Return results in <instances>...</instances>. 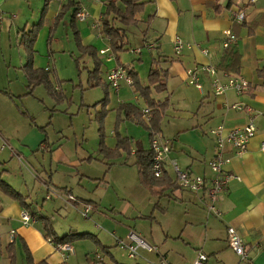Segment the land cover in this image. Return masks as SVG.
Segmentation results:
<instances>
[{"label":"crops","instance_id":"0c3cea01","mask_svg":"<svg viewBox=\"0 0 264 264\" xmlns=\"http://www.w3.org/2000/svg\"><path fill=\"white\" fill-rule=\"evenodd\" d=\"M8 1L0 0V177L24 196L31 207L24 209L19 201L0 191V264H20V258L24 262V257L26 264L30 261L33 264H64V260L67 264H122L118 263L115 253L121 249L117 238L129 242L131 231L138 232L149 244L157 245L159 254L174 263L193 262L203 251L209 256L206 264H264V152L261 150L264 140V78L259 75L264 69V0L255 3L250 0H146L147 5L137 15L136 25L116 23L127 33L132 30L139 35L142 33L144 40V45L135 49L138 58L127 64L118 55L128 48L127 35L122 39L126 45L121 51L101 53L104 49H111L109 38L102 33V19L110 0H74L79 9L89 12L85 21L76 19L75 26L82 44L97 48L99 58L103 60L101 73L105 83L108 84V72L117 66L134 71L143 86L149 83L148 75L154 60H160L162 68L168 70L166 90L162 93L154 91L152 97L156 101L168 99L171 103L161 123V134L172 139V150L163 176L172 183L158 187L157 195L140 180L135 164L137 151L151 150V132L141 122L149 124L150 121L143 112L149 108L146 99L136 91L134 84L123 82L118 91L110 87L108 113L103 125L105 144L112 156L101 153L100 143L97 151L88 149L84 141L86 137L80 141L75 132L62 131L54 139L53 130H50L53 128L52 110L68 115L63 118V127H72L74 117L78 118L86 107L89 114L101 110L99 105L95 109L91 107L100 100L93 105L89 101L86 103L85 94L89 90L84 91L82 80L76 81V76L79 79L82 76L83 60L91 57H81L76 44L72 25L75 8L66 13L52 34L53 23L69 0H44L43 4L35 0L38 1L35 9L11 6L15 10L5 6ZM8 14L9 17H5ZM239 14L244 15L242 21L237 20ZM42 16L44 20L37 29L33 44L32 63L36 70L55 71L56 76L52 74L50 78L61 94L57 98L43 84L32 87L25 70L28 49L23 36L35 34L33 30ZM228 29L237 36V73L217 68L224 52V31ZM177 37L185 43L180 55L174 50ZM66 39L74 41L78 52L56 48L58 43L64 46ZM204 49L210 54H205ZM67 51L75 57L78 75L63 79L67 77L61 74L56 53ZM110 54L113 57L108 59ZM78 58L79 64L76 62ZM90 61L85 67L88 72L94 68L93 59ZM204 65L215 66L223 79L231 75L244 77L251 84L250 92L237 94L231 90L224 96H217L212 90L211 77L205 72L201 74L203 88L198 89L190 83L186 72L189 68ZM57 80L63 82L61 86ZM68 85L72 87L70 96L66 89ZM80 93L81 102L76 100ZM162 94L165 98L159 99ZM124 103L133 107L128 113L119 110ZM134 110L136 113L129 116ZM111 114L112 121L109 122ZM251 119L257 126V134L250 141L246 154L238 157L229 151L232 162L227 170L240 179H233L228 190L219 194L216 205L222 214H210L206 210L204 193L178 186L172 161L175 160L182 169L211 178L209 162L216 149L212 131L219 126L226 130L243 127ZM110 126L112 140L108 143ZM119 136L129 141L124 145L130 146V151L117 150ZM100 154L104 159L99 157ZM98 161L106 168H94L99 165ZM58 191L74 194L80 203L69 202ZM41 193L43 195L38 199ZM53 195L57 198L54 199ZM96 200L109 205L114 216L108 215ZM83 204L94 207L88 219L92 216L100 218L108 223L106 227L109 229L101 226L90 229L80 223L75 218L76 211H79L76 206ZM24 211L32 216L27 225L22 219ZM40 216L50 219L60 237L70 233H90L95 235L98 243L90 239L78 240L72 243L74 253L65 259L53 239L47 237ZM148 223L150 228L146 227ZM228 227L235 228L243 238L247 259L242 260L229 246ZM101 246L107 249L103 250ZM154 253L141 249L140 259L134 262L135 259L129 258L131 263L128 264H155L159 254ZM106 254L110 256L109 261L105 259Z\"/></svg>","mask_w":264,"mask_h":264},{"label":"built area","instance_id":"2783aa9c","mask_svg":"<svg viewBox=\"0 0 264 264\" xmlns=\"http://www.w3.org/2000/svg\"><path fill=\"white\" fill-rule=\"evenodd\" d=\"M67 1V0H62ZM258 0H250V2L255 3ZM89 17V12L80 8L76 14V19L80 21H85ZM244 15L239 14L237 20H243ZM224 35L226 40L224 42V48L235 44L237 41V36L231 30H225ZM185 48L184 41L177 37L174 42V50L177 55H180ZM205 54H210L207 49L203 50ZM110 52V48L101 51L102 54H107ZM113 54L108 56L111 59ZM205 72L211 77V86L213 92L217 96H224L229 91H235L237 94H245L250 92L251 84L250 82L242 76L231 75L226 79L219 76L218 69L212 65L200 66V68L192 67L186 72L187 77L191 84H193L198 89H202L203 85L201 82V74ZM108 85L118 91L121 88L123 82L129 85L134 84L132 76L128 73L127 68L123 66H117L111 69L107 75ZM236 108H242L241 105H233ZM144 116L150 120L149 114L150 109H144ZM213 136L215 138V154L214 157L209 162V168L212 172V177L207 178L206 176L196 175L188 170L182 169L180 165L173 160L172 168L176 175V181L181 189L188 190L195 193H204L206 201V210L213 215L220 216L222 214L221 210L217 207L218 196L220 193L225 192L229 188V184L233 179H240L238 176L227 170V167L232 162V155H229V151L233 153V156L243 157L247 150L250 141L257 134V126L254 120L251 119L250 122L243 126L232 128L226 130L224 126H219L213 131ZM7 145V144H6ZM172 150V139L164 137L162 134H155L151 138V151H152V171L157 177H162L166 171V161L169 153ZM261 150L264 152V140L261 143ZM59 195L64 196L71 203L77 204L79 202L78 198L71 193L57 192ZM47 198H50L48 196ZM80 203V202H79ZM94 207L90 204H83L82 216L86 219L90 218V214ZM22 219L24 224H29L32 220V216L29 212H22ZM228 243L233 251L241 257L242 260L248 258V253L246 251V245L243 238L238 234L235 228L228 227ZM128 241L124 239L117 238L118 246L128 253L131 259H136L141 256V249H145L149 252L159 251L156 246H151L136 232L131 231L128 235ZM57 250L67 258L68 254L74 253V248L70 243L57 244ZM98 258L100 256L98 255ZM209 256L203 251H200L197 258L190 263H174L171 262L165 255L159 254L158 261L155 264H206ZM64 264H67L64 260Z\"/></svg>","mask_w":264,"mask_h":264},{"label":"trees","instance_id":"16d2710c","mask_svg":"<svg viewBox=\"0 0 264 264\" xmlns=\"http://www.w3.org/2000/svg\"><path fill=\"white\" fill-rule=\"evenodd\" d=\"M147 5L146 0H110L107 4L106 12L102 19V33L105 34L107 38H109L110 41V52L111 50L114 53H117L121 51L124 46L126 45L125 42H123V38L127 35L126 29L119 28L116 26V23L119 22L123 24L124 26H130V25H136L138 23L137 15L142 13L144 11L145 6ZM47 6V5H46ZM74 9V12L72 14V25L74 29V35L76 44L78 47V50L81 52V57L89 56L93 59L94 62V68L88 72V85L89 88H95L99 86H103L106 88V96L103 100H101L98 103H101L103 105V112L104 114L101 115L100 122H99V133L101 137L100 141V151L103 153L106 157L112 156V152L108 149V147L105 144V133H104V118L106 117L108 111L106 106L109 103V87L107 86L101 77V66L103 64V60L99 58V52L97 48L93 46H84L81 42V38L79 35V32L75 26V20H76V14L79 10L78 3H76L74 0H69V2L62 8L59 15L56 17L55 22L53 23V26L51 28V32L53 34V31L58 27L66 13L72 9ZM151 17H149L148 25H150ZM44 18L42 16L40 22L36 25L33 33H35L32 37L30 36H23L24 41L27 45L28 49V62L25 66L26 74L30 80V83L33 86L43 84L47 91L54 97H60V92H57L53 83L51 82L50 76L53 74L56 76V73L54 70H36L33 67V44L35 41V37L37 34V29L39 26L42 25ZM149 27V26H148ZM30 32V33H32ZM31 35V34H30ZM26 37V40H25ZM237 46L235 44L230 45L226 48H224L223 56L221 59V63L217 68L219 70L225 71V72H238V66H239V54L237 51ZM80 57V58H81ZM80 58L76 59V62L79 64ZM160 60H154L153 65L150 69L149 75H148V85L143 86L140 83V80L135 74L134 71L128 70V73L130 76L134 79V86L137 92L141 94L142 97H144L148 103V107L150 109V121L149 124L144 123L141 121L151 132V138L155 134H161V123L163 120V117L165 115V112L170 107V101L168 99L164 101H156L153 99L152 94L153 92L162 93L166 90V83L168 78V70L163 69ZM79 66V65H78ZM260 77L264 78V69L259 72ZM58 84L61 86L63 83L60 80H57ZM98 103L95 106H98ZM133 108L128 104H121L119 107V110H124L126 113L127 111ZM133 113H136V111H132V113L129 114L131 116ZM141 119V116H140ZM119 143L118 148L126 149L127 151H130V146L124 145L126 141L129 143V141L125 138H120L119 136ZM127 144V143H126ZM136 166L138 167V173L140 180L144 184H148L147 187L150 189V191L157 195V189L158 187H167L171 185V180L167 177H157L153 171H152V151L147 150H139L136 153ZM0 191L4 192L11 198L19 201V203L24 207V209L28 210L30 209V205L26 202V198L22 196L19 192H17L15 189H13L7 182H5L0 177ZM34 214H36L34 212ZM38 216V214H36ZM39 218V216H38ZM40 218L44 221V227L47 232V237L53 239V242L57 244H64V243H74L78 240L82 239H90L95 242H97L95 235L90 233H70L66 234L64 236H58L55 233V230L53 228L52 222L49 218L40 216ZM98 243V242H97ZM103 250H106V247L101 246ZM14 260V259H13ZM30 264H33L30 261ZM40 264H45L44 262H41Z\"/></svg>","mask_w":264,"mask_h":264},{"label":"rangeland","instance_id":"374dc122","mask_svg":"<svg viewBox=\"0 0 264 264\" xmlns=\"http://www.w3.org/2000/svg\"><path fill=\"white\" fill-rule=\"evenodd\" d=\"M40 2H41V4H43L44 0H40ZM5 6H10V8L13 9V10H15V8L11 7V6H31L33 9H35V7L38 6V1H35V0H21V1L20 0H9ZM9 15L10 14L6 15L5 17H9ZM11 16H12V14H11ZM7 24H9V20L7 21ZM141 24L144 25L143 23H141ZM141 27H140V29H141ZM140 29H138V30H140ZM137 33H138L137 31L135 32L133 30L131 32L127 33L126 41H129L128 44H127L128 48H127V50L120 52L121 54L120 53L118 54L120 59H122L123 63H125V64H127V62L128 63H133V60L138 58V56H139V53L135 52V49H137L138 47H141L142 45H144V40L142 39V33H141V35H139V33L138 34ZM14 40H15V36H14ZM56 46H57L56 48H61L62 49V47H63V49H70L69 51L78 52L73 40L66 39L64 46L62 45V43H58V45H56ZM14 47H16V43H14ZM143 52L146 55L148 54L146 49L143 50ZM56 57H57V59L59 61V69L61 70V74L63 75V77H67V78H63V79H70L69 77L74 78L76 75H78L77 67H76V64L74 62L75 57L74 56L71 57L70 52H68V51L66 53L57 52L56 53ZM91 59H89L87 57V58H85L83 60L82 67H81L82 76L80 77V79H79V77L76 76V81L77 82H79L80 80L83 81V83L85 85V90L84 91L86 92V91L89 90L85 94L86 103H88V101H89L91 103V105H93L94 103H97L98 100L101 101V100H103L105 98V96H106V94H105L106 88L103 87V86H99L100 88H93L92 90H94V91H92V90H90V88H88L89 85L88 86L86 85L87 76H88L86 73L88 72V69L85 68V67L90 65V63H91L90 60ZM101 77H102L103 84H104V82H105L104 74L101 73ZM55 81H56V79H54V82ZM67 81L68 80H66L65 82H67ZM105 84L107 86H109L107 83H105ZM71 88L72 87L71 86L69 87V85L66 87V89L68 90L69 96L71 94ZM110 90L111 89L109 87V93H110ZM77 98H79V99H77ZM164 98H165L164 94L159 96V99H164ZM76 100H79V102H81V93H80V95L76 96ZM53 103L55 104L54 100H53ZM98 105L101 106V110L100 111H95L94 110L92 112V114H89V112H88L89 108L86 107L85 109H82L80 116L78 118L74 117V119L72 121V123H73L72 127H63V125H64L63 118L68 116V115H65V113L60 112L58 110H52L50 113L54 114V117H53V128H51L50 130H53V131H51L53 138L54 139L57 138V135L61 134L62 131H64V133L75 132V133H77L78 138H79L80 141H82V138L86 137L84 139V141L87 142V144L85 146L88 147V149L90 148V149H93V151H97L99 143L101 141V137H100L101 135L98 132L99 122H100L101 115L104 114L103 105L101 103H98ZM58 107H59V105H58ZM91 107H92V109H95V107H97V106H95V107L91 106ZM170 107H171V104H170ZM170 107H169V109H170ZM56 113H58V114H56ZM111 113H112V111H111ZM110 120L112 121V114L110 116L109 122H110ZM165 124H166V120L164 121L163 126ZM111 131H112V126L108 127V132H109L108 143H111V140H112ZM58 139H59V137H58ZM85 155L88 156V154H85ZM96 155L98 156V154H96ZM99 157L104 159V156H102L101 154H100ZM96 160L97 159H95V161H94L95 164H97ZM49 161H50V159H48V162ZM86 161H89V160H86ZM105 161H107V160H105ZM98 162H99V165L95 166L94 168H99L100 170H103V169L106 168L105 167L106 165L104 163H102L100 161H98ZM42 195H43L42 193L39 194L38 199H40L42 197ZM53 198L56 199L57 197L53 195ZM96 201L98 203H100V200H96ZM100 206L102 207V209L108 215L114 216V214H112V210L109 209V208H111L109 205L100 203ZM76 207L79 209V211H76L75 218L80 223H84V225L86 227L90 228V229H96V226H101L103 229L107 228L106 225L108 223L107 222L104 223L103 220L100 219V218H96V217L92 216V218H91L92 220H91V219H86V218L82 217L81 216V212H82V209H83L82 205L80 207L79 206H76ZM153 221L156 222V220H153ZM153 221H151V222H153ZM146 227L150 228V224L148 223L146 225ZM107 229H109V228H107ZM136 231H138V229ZM136 233L139 235L138 232H136ZM150 245L158 247L157 245H154V244H151V243H150ZM115 253H116L117 258H118V263H122V264L131 263V261L129 259L130 257L128 256L127 252L124 253V252H122L121 249H117V250H115ZM152 253L155 254L154 252H150V254H152ZM106 255L107 256H106L105 259L109 261L110 260V256L108 254H106ZM139 259H140V257H137L133 261L136 262ZM77 261H79V260H77ZM20 264H26L25 257H24V262H22L21 258H20ZM72 264H77V263H72Z\"/></svg>","mask_w":264,"mask_h":264}]
</instances>
